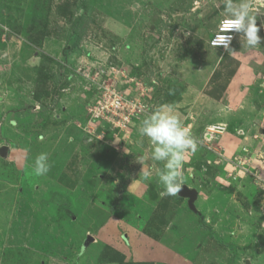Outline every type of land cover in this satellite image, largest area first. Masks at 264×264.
Returning <instances> with one entry per match:
<instances>
[{"label":"rangeland","instance_id":"obj_1","mask_svg":"<svg viewBox=\"0 0 264 264\" xmlns=\"http://www.w3.org/2000/svg\"><path fill=\"white\" fill-rule=\"evenodd\" d=\"M86 1L0 0V264H264V79L258 139L242 130L247 145L258 141L249 157L227 153L226 134L204 139L182 122L198 146L181 169L194 208L163 194L164 162L139 134L163 104L188 118L207 113L204 99L236 110L240 61L264 77V27L255 48L239 34L216 51L225 0ZM262 1L248 0L258 26ZM81 16L89 25L78 38ZM116 95L121 108L108 113ZM41 153L51 168L36 176Z\"/></svg>","mask_w":264,"mask_h":264},{"label":"clouds","instance_id":"obj_2","mask_svg":"<svg viewBox=\"0 0 264 264\" xmlns=\"http://www.w3.org/2000/svg\"><path fill=\"white\" fill-rule=\"evenodd\" d=\"M225 14L227 19L223 22L221 33L217 35L214 43L230 51L233 35L243 34L249 47L255 48L261 44L258 35L264 25H257L256 16L248 0H225ZM210 46V45H209ZM139 134L145 137L152 146L150 158L153 161L164 162L163 170L158 173V183L163 186V194L175 195L180 191L182 182L181 169L186 154H195L197 142L176 114L175 108L170 104H163L150 112L141 122ZM71 140V138H69ZM143 165L141 174L145 181L152 176L151 169L145 164L144 158L139 159ZM51 168L47 153H41L35 158L34 173L36 176H45Z\"/></svg>","mask_w":264,"mask_h":264},{"label":"crops","instance_id":"obj_3","mask_svg":"<svg viewBox=\"0 0 264 264\" xmlns=\"http://www.w3.org/2000/svg\"><path fill=\"white\" fill-rule=\"evenodd\" d=\"M210 48L212 50H216V51L219 50V49H214L212 47H210ZM220 51H222V50H220ZM239 53L242 54V51H240ZM239 53H237L238 55H236V56L234 55V57L237 58V60H238V58L241 59V57L239 56L240 55ZM240 62H241L240 67H239V69H238L237 73L235 74L234 79L232 81L233 82L232 88H236V91L237 90L241 91L239 93V96L237 98H234L236 100V101H234V103L237 107L236 110L231 109L230 107H227L228 105L227 106L222 105V104L217 105V104H213V102H211L210 99H209L210 101H208L207 99H204L200 104H205V108L207 109V113L205 111V113H203V115H201L202 117L199 116V118H198V116L197 117L192 116V118H188L189 116L187 114H186V116L183 114H181L179 116L181 123L184 120L187 121L189 119L187 123L195 126L196 129H193V132L195 134H193V135H198V136L201 135L204 137V139H210V140L214 141L216 138L217 139L223 138L224 137L223 134H226L227 136L225 135L226 137L224 138V140L220 141V142L222 144L226 145L225 147L227 148V153L230 150L231 154L236 155L235 157H238L239 160H240V155H242L243 157L245 156L243 151H247L250 149V154H251V150H253V149L255 150V148L257 147L256 145H254V144L258 143L257 140L256 141H254L255 139L253 140V146L247 145L246 141L251 139V137H249L250 135L255 136L257 134L255 132V129H259V128H257L258 127L257 123H258V119H259L260 114L258 113V109H257L256 104H255V101L258 98V95L256 92L257 90L255 87H257L258 89L262 88L259 85H262L260 83V81L264 79V77L261 76V79L259 80L260 77L256 76V72L254 74L252 67H249L248 64H246L244 61H240ZM263 84H264V82H263ZM230 86H229V88H230ZM247 87H251L254 89V91L249 92L248 96H246V94H244V92H245L244 89ZM246 97L249 99L246 100V102H245ZM244 103H245V105H244ZM210 110H211V112L212 111L215 112V115H214V120L216 121L215 124H209L204 119L205 115L210 113ZM179 113H181V112H179ZM220 115H222V116H220ZM229 115H233L235 117V119L231 123L227 121V117ZM220 119H222V120H220ZM229 129H235V132H236V134L234 135L235 138H231L232 136H231V134L229 135V132H228ZM243 129H252V131H250V134L248 136V133L247 134L245 133L246 131L245 132L242 131ZM221 136H223V137H221ZM255 138L258 139L257 136H255ZM230 139H232L233 141H230ZM208 147H210V146L208 145ZM258 148H259V145H258L257 149ZM210 150H212V148H210ZM215 153L219 154L217 152V150H215ZM222 155H224V154H222ZM246 157H249V156L247 155ZM246 157H244V158H246ZM253 158H254V156H251L250 160H252ZM143 188L144 187L139 189V191L144 192L145 189H143ZM135 242L139 246H142V247L146 246L147 247V243H146V241L144 242L143 239H140V240L137 239Z\"/></svg>","mask_w":264,"mask_h":264},{"label":"built area","instance_id":"obj_4","mask_svg":"<svg viewBox=\"0 0 264 264\" xmlns=\"http://www.w3.org/2000/svg\"><path fill=\"white\" fill-rule=\"evenodd\" d=\"M262 2H264V0L262 1ZM226 19H223V20H221L220 21V23H219V25H218V28H217V30H216V32L213 34V36H212V38H211V40H210V42H209V45H210V47H212V48H214V49H219V50H222V51H227L226 49H224V47L223 46H216V44L214 43V41L216 40V37H217V35L218 34H220L221 33V30H222V28H223V22L225 21ZM230 35H233V39H232V41H231V44H230V47L233 45V43H234V41H235V39H236V37H237V35H239L238 33H229ZM120 100H121V97H118L117 95H116V97L115 98H113L112 100H110L109 101V103H108V101L107 102H105V103H108V104H105V110L108 112V113H116L117 112V110H119L120 108H121V102H120ZM108 105L110 106V107H108ZM111 108V109H110ZM117 114V113H116Z\"/></svg>","mask_w":264,"mask_h":264},{"label":"trees","instance_id":"obj_5","mask_svg":"<svg viewBox=\"0 0 264 264\" xmlns=\"http://www.w3.org/2000/svg\"><path fill=\"white\" fill-rule=\"evenodd\" d=\"M81 8L82 10H87V1L81 0ZM89 25L88 20L84 16L78 17L75 22L73 23V26L71 27V32L78 38L82 37L87 30V27ZM120 255V253H118ZM123 256V255H121ZM124 257V256H123ZM122 257V261L125 259Z\"/></svg>","mask_w":264,"mask_h":264},{"label":"water","instance_id":"obj_6","mask_svg":"<svg viewBox=\"0 0 264 264\" xmlns=\"http://www.w3.org/2000/svg\"><path fill=\"white\" fill-rule=\"evenodd\" d=\"M261 7H264V2H260ZM179 195L184 198H188L189 205L191 208L193 207L194 201L197 197V193L194 190H189L186 186L182 187L179 191Z\"/></svg>","mask_w":264,"mask_h":264}]
</instances>
